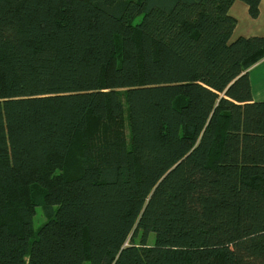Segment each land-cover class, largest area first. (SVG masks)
I'll list each match as a JSON object with an SVG mask.
<instances>
[{
  "label": "trees",
  "instance_id": "trees-1",
  "mask_svg": "<svg viewBox=\"0 0 264 264\" xmlns=\"http://www.w3.org/2000/svg\"><path fill=\"white\" fill-rule=\"evenodd\" d=\"M235 1L0 0V264H264Z\"/></svg>",
  "mask_w": 264,
  "mask_h": 264
},
{
  "label": "crops",
  "instance_id": "crops-1",
  "mask_svg": "<svg viewBox=\"0 0 264 264\" xmlns=\"http://www.w3.org/2000/svg\"><path fill=\"white\" fill-rule=\"evenodd\" d=\"M229 14L237 21L232 41L264 36V0L261 1L260 15L257 19L250 16L249 7L239 0L233 3ZM249 77L254 100L264 101V61L250 71Z\"/></svg>",
  "mask_w": 264,
  "mask_h": 264
},
{
  "label": "rangeland",
  "instance_id": "rangeland-1",
  "mask_svg": "<svg viewBox=\"0 0 264 264\" xmlns=\"http://www.w3.org/2000/svg\"><path fill=\"white\" fill-rule=\"evenodd\" d=\"M45 216L42 214L41 212V209L39 208L38 209V213H37V216L35 218V229H38L44 222H45ZM142 231L140 232L139 236H138V241H140L142 239ZM155 234L154 233H150L149 236H148V240H147V244L148 245H154L155 243Z\"/></svg>",
  "mask_w": 264,
  "mask_h": 264
}]
</instances>
